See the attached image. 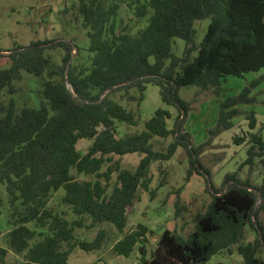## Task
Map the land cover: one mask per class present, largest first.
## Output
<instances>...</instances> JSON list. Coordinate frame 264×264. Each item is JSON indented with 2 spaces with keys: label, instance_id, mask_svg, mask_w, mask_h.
I'll return each mask as SVG.
<instances>
[{
  "label": "trees",
  "instance_id": "16d2710c",
  "mask_svg": "<svg viewBox=\"0 0 264 264\" xmlns=\"http://www.w3.org/2000/svg\"><path fill=\"white\" fill-rule=\"evenodd\" d=\"M72 8L87 45L80 46L73 38L16 45L9 50L10 64L0 69V183L6 185L12 208L8 248L0 246V264H8L10 251L19 256L17 264H68L76 247L98 250L104 237L99 229L91 241L79 239L75 229L103 222L122 233L112 251L129 256L137 247L139 264H204L239 241L248 226L255 237L238 244L237 251L243 264H264L258 256L264 248V173L257 181L240 175L241 166L252 168L257 156L264 168L262 134L249 133L245 161L225 173L216 186L199 159L207 141L193 144L184 128L190 102L178 95L180 87L190 85L218 94L227 76L263 70L238 94L219 102L210 134L231 128L233 118L243 114L249 127H255L256 112L238 105L256 103L253 89L264 85V0H76ZM122 9L132 13L134 24L141 20L142 26L133 30L134 25L121 17ZM208 17L198 42L194 24ZM174 38L184 41L179 55L173 49ZM54 48L63 52L58 63L46 52ZM23 71L39 79L38 105L27 100L16 103ZM149 84L159 87L164 104L175 107L172 127L166 121L170 112L159 107L143 130L119 136L115 122L136 125L137 118L111 94L122 92L139 105ZM132 88L138 95L129 94ZM260 102L264 109V99ZM168 135L174 139L167 150H154L151 139ZM81 138L91 140L84 153L77 149ZM234 141L244 138L235 136ZM177 147L189 154L185 179L204 172L211 200L194 216L193 230L186 237L164 229L148 258L147 227L139 223L123 232L128 208L138 198V190L152 196L151 162L169 159ZM128 153L142 155L133 170L121 167V157ZM104 164L107 168L101 172ZM72 169L93 178L75 179ZM113 172L116 181L110 188ZM60 188L64 191L60 204L69 214L50 205Z\"/></svg>",
  "mask_w": 264,
  "mask_h": 264
},
{
  "label": "rangeland",
  "instance_id": "374dc122",
  "mask_svg": "<svg viewBox=\"0 0 264 264\" xmlns=\"http://www.w3.org/2000/svg\"><path fill=\"white\" fill-rule=\"evenodd\" d=\"M76 0H0V69L10 64L8 57L9 50L16 45H28L31 41L54 39H70L80 46L88 44V39L82 29L79 27L80 19L72 4ZM64 9L67 10L64 11ZM121 17L134 25L133 30L142 26V21L135 23V17L130 11L121 10ZM210 18L197 20L194 24L199 42L207 28ZM184 47V41L174 38L173 49L176 54H181ZM51 55L54 62H60L62 55L61 48L46 50ZM262 71L247 72L242 77L227 76L221 83V90L218 94L212 90H201L195 85L180 87L178 95L190 102V110L184 122V128L191 134L192 142L195 146L207 143L202 149L199 159L204 167L209 170L211 179L216 186H219L223 176L227 172L238 169L243 164L247 154L246 149L249 146V133H260L264 138V109L261 100L264 99V85L259 84L253 89L257 101L252 104H239L242 110L253 109L256 112V123L254 128L249 127V119L246 115H240L233 118L234 125L220 133L214 135L210 131L216 125V119L219 111V102L228 96L238 94L247 82L257 77ZM22 81L18 83L20 91L14 95L16 103L27 100L34 105H38V95L36 89L39 88V79L22 72ZM135 88L129 90L130 95H138ZM111 97L128 110H132L137 118L136 125H128L122 122H115L119 136L126 133L139 132L144 129V122L151 117L154 111L162 107L170 112V117L166 120L168 128L172 127L177 111L174 106L166 105L161 101L159 87L156 85H147L143 99L140 104L134 100H128L122 96V92H115ZM244 138V141L236 143L234 137ZM173 135L167 137L154 136L151 139L153 149L159 152H165L168 145L173 141ZM89 139L81 138L77 142V149L86 152ZM139 153H128L121 157V167L135 169L141 158ZM189 154L182 148L177 147L174 154L167 160L153 161L150 164L149 175L151 177L150 189L154 192L151 196L149 191L138 190V198L128 208L127 222L123 232H128L136 228L137 224H143L147 227L144 234L146 256L149 258L154 249L159 235L164 229L176 230L182 236L186 237L194 227V216L203 212L211 200V193L207 187L206 174L192 173L188 180L185 179L186 171L189 167ZM255 164L252 168L248 164L241 166L240 175L249 176L251 179L260 180L264 168L258 161V156L254 157ZM107 164L102 166V171L106 170ZM73 178L78 180L91 179L93 175L84 173L78 174L74 169L71 170ZM116 181V172L111 174L110 188ZM63 188L56 191L50 205L55 209H64L66 207L60 204V196L63 195ZM19 204V202H17ZM177 208L178 214L176 213ZM11 197L7 192L5 183H0V246L8 248L6 243V233L11 228ZM69 217L72 218L71 215ZM90 221L86 220V224ZM28 226H32L29 223ZM99 229L104 231L102 246L98 250L85 251L76 247L68 258V264H83L95 262L101 264L106 261L109 264H139L140 253L135 247L129 256L116 255L112 251L113 244L119 240L122 233L109 222H103L99 226L91 228H76L75 236L79 239L91 241L98 233ZM255 233L246 226L244 233L239 241L232 243L227 249L222 250L211 257L204 264H243L242 256L237 251V245L251 241ZM258 256L264 261V248L260 250ZM19 256L9 252L7 257L8 264H17Z\"/></svg>",
  "mask_w": 264,
  "mask_h": 264
}]
</instances>
